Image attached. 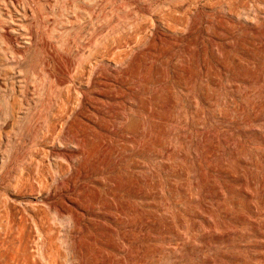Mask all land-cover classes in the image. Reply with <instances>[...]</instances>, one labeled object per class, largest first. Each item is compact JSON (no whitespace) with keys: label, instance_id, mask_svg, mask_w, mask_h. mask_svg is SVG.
Returning a JSON list of instances; mask_svg holds the SVG:
<instances>
[{"label":"rangeland","instance_id":"rangeland-1","mask_svg":"<svg viewBox=\"0 0 264 264\" xmlns=\"http://www.w3.org/2000/svg\"><path fill=\"white\" fill-rule=\"evenodd\" d=\"M0 264H264V0H0Z\"/></svg>","mask_w":264,"mask_h":264},{"label":"bare ground","instance_id":"bare-ground-1","mask_svg":"<svg viewBox=\"0 0 264 264\" xmlns=\"http://www.w3.org/2000/svg\"><path fill=\"white\" fill-rule=\"evenodd\" d=\"M135 1H136V0H135ZM246 3H247V2H246ZM16 10H17V9H16ZM22 10H23V9H22ZM18 11H19V10H18ZM16 12H17V11H16ZM23 13H24V12H23ZM17 15H18V14H17ZM19 15H21V14H19ZM166 16H168V15H166ZM169 16H170V15H169ZM15 17H17V16H15ZM19 17H20V16H19ZM22 18H23V17H22ZM169 18H171V16H170ZM169 18H168V19H169ZM19 19H20V18H17V20H19ZM23 19H24V18H23ZM163 20H164V19H163ZM166 20H167V19H166ZM16 23H18V21H17ZM18 24H19V23H18ZM17 26H18V25H17ZM7 29H8V28H7ZM6 31H7V30H6ZM7 34H8V33H7ZM130 38H131V37H129V39H130ZM132 38H134V37H132ZM129 39L127 38V41H128ZM125 40H126V38H125ZM130 40H131V39H130ZM12 41H13V40H12ZM132 41H133V39H132ZM130 42H131V41H130ZM116 43H117V42H116ZM124 43H126V42H124ZM127 43H129V41H128ZM127 43H126V44H127ZM116 45H117V44H116ZM116 45H115V46H116ZM112 46H114V45L112 44ZM115 46H114V48H115ZM123 46H124V44H123ZM123 46L121 45V47H123ZM109 47H111V46L109 45ZM117 47H119V46H117ZM114 48H112V49H114ZM107 49H109V48H107ZM110 49H111V48H110ZM118 49H119V48H118ZM105 50H106V49H105ZM112 51H113V50H112ZM119 51H120V50H119ZM103 52H104V51H103ZM107 52L109 53L108 50H107ZM107 52H106V53H107ZM126 52L128 53V51H126ZM126 52H125V53H126ZM100 53H101V52H100ZM106 53H105V54H106ZM110 53H111V50H110ZM114 53H115V52H114ZM116 53H117V52H116ZM111 54H112V53H111ZM111 54H110V55H111ZM101 55H102V54H101ZM106 55H107V54H106ZM113 55H114V54H113ZM116 55H117V54H116ZM118 55H119V54H118ZM120 55H122V54H120ZM98 56H100V55H98ZM128 56H129V55H128ZM105 57H106V56H105ZM107 57H108V56H107ZM112 57H113V56H112ZM115 57H116V56H115ZM115 57H114V58H115ZM121 57H123V56H121ZM125 57H126V56H125ZM130 58H131V57H130ZM112 59H113V58H112ZM118 59H119V58H118ZM118 59H117V57H116V60H118ZM114 60H115V59H114ZM116 60H115V61H116ZM119 60H120V59H119ZM125 60H126V59H125ZM127 61H128V60H127ZM127 61H126V62H127ZM126 62L124 63V62L122 61L123 64H126ZM139 62H140V61H139ZM115 63H116V62H115ZM118 64H119V61H118ZM128 64L130 65V61L128 62ZM132 64H133V63H132ZM139 64H142V63H139ZM120 66H122V65H121V61H120ZM123 66H124V65H123ZM130 66H132V65H130ZM133 66H134V65H133ZM136 66H137V65H136ZM136 66H135V67H136ZM92 67H94V66H92ZM92 67H89V70H90V68L92 69ZM95 67H96V66H95ZM95 67H94V68H95ZM135 67H134V68H135ZM137 67H138V66H137ZM140 67H141V66H140ZM94 68H93V69H94ZM101 68H102V66H101ZM65 69H66V68H65ZM67 69H68V67H67ZM105 69H106V68H105ZM109 69H110V68H109ZM129 69H130V68H129ZM135 69H136V68H135ZM139 69H141V68H139ZM98 70H99V69H98ZM110 70H111V69H110ZM127 70H128V69H127ZM136 70H138V69H136ZM66 71H67V70H66ZM99 71H100V70H99ZM101 71H102V70H101ZM104 71L106 72V70H104ZM104 71H103V72H104ZM108 71H109V70H108ZM121 71H122V70H121ZM130 71H133V72H134L133 69L130 70ZM76 72H77V70L75 71V73H76ZM82 72L84 73L83 70H82ZM96 72H97V71H96ZM105 72H104V74H105ZM115 72H116V70H115ZM122 72H123V71H122ZM127 72H128V71H127ZM136 72H137V71H136ZM139 72H140V71H139ZM89 73H90V72H89ZM92 73H93V72H92ZM92 73H91V75H92ZM110 73H111V71H110ZM110 73H109V74H110ZM117 73H118V72H117ZM130 73H132V72H130ZM130 73H129V74H130ZM78 74H79V72H78ZM84 74H85V73H84ZM101 74H103V73H101ZM124 74H125V73H124ZM136 74H137V73H136ZM122 75H123V74H121V76H122ZM131 75H133V74H131ZM134 75H135V73H134ZM83 76H84V75H83ZM97 76H100V75H97ZM107 76H108V75H107ZM112 76H113V75H112ZM117 76H118V74H117ZM123 76H124V75H123ZM138 76H139V75H138ZM138 76L136 75V77H138ZM141 76H142V75H141ZM88 77H89V74H88ZM91 77H94V76H91ZM104 77H105V76H104ZM113 77H114V76H113ZM125 77H126V76H124L123 78H125ZM134 77H135V76H134ZM105 78H107V77H105ZM120 78H121V77H120ZM130 78H131V77H130ZM139 78H141V77H139ZM91 79H92V78H91ZM115 79H118V78L116 77ZM121 79H122V78H121ZM121 79H120V80H121ZM131 79H133V78H131ZM131 79H129L130 82H131ZM57 80H58V79H57ZM93 80H94V79H93ZM105 80H106V79H105ZM112 80H114V79H112ZM122 80H123V79H122ZM129 80H128V81H129ZM59 81H60V80H59ZM88 81H90V80L88 79ZM107 81H108V80H107ZM115 81H116V80H115ZM126 81H127V80H126ZM126 81H125V84H126ZM128 81H127V82H128ZM132 81H133V80H132ZM60 82H62V81H60ZM97 82H98V81H97ZM100 82L103 83L102 81H99V83H100ZM109 82H110V81H109ZM118 82H119V81H118ZM139 82H140V81H139ZM144 82H145V81H144ZM90 83H91V82H90ZM107 83H108V82H107ZM107 83H104V84L106 85ZM115 83H116V82H115ZM128 83H129V82H128ZM132 83H133V82H132ZM142 83H143V82L141 81V84H140V85H142ZM111 84H112V83H111ZM113 84H114V83H113ZM113 84H112V85H113ZM118 84H120V83H118ZM90 85H91V84H90ZM109 85H110V84H109ZM143 85H144V83H143ZM143 85H142V86H143ZM117 86H118V85H117ZM119 86H120V85H119ZM129 86H130V84H129ZM134 86H136V85H134ZM94 87H95V86H94ZM99 87H100V86H99ZM99 87H98V88H99ZM109 87H110V86H109ZM126 87H127V86H126ZM131 87H132V86H131ZM101 88H102V87H101ZM110 88H111V87H110ZM112 88H113V87H112ZM114 88H115V86H114ZM116 88H117V87H116ZM116 88H115V89H116ZM134 88H135V87H134ZM141 88H142V87H140V90H141ZM91 89H92V88H91ZM104 89H105V88H104ZM107 89H108V88H107ZM107 89H106V90H107ZM124 89H125V88H124ZM129 89H130V88H129ZM92 90H95V89L93 88ZM101 90H102V89H100V92H101ZM112 90L114 91V89H112ZM112 90H110V92H111ZM116 90H117V89H116ZM103 91H104V90H103ZM108 91H109V90H107V93H108ZM117 91H118V90H117ZM123 91H126V90H123ZM133 91H134V90H133ZM143 91H144V90H143ZM143 91H141V92H143ZM94 92H95V91H94ZM118 92H119V91H118ZM120 92H122V88H121ZM127 92H128V91H127ZM137 92H138V91H137ZM98 93H99V92H98ZM123 93H124V92H123ZM130 93L132 94V92H130ZM102 94H103V93H102ZM114 94H115V93H114ZM82 95H83V94H82ZM105 95H106V93H105ZM122 95H123V94H122ZM122 95H121V96H122ZM88 96H89V94H88ZM110 96H111V95H110ZM114 96H115V95H114ZM123 96H124V95H123ZM137 96L139 97L138 94H137ZM137 96H136V97H137ZM83 97H84V96H83ZM118 97H119V96H118ZM108 98H109V97H108ZM91 99H92V98H91ZM94 99H95V98H94ZM126 99H127V98H126ZM130 99H131V98H130ZM132 99H133V98H132ZM135 99H136V98H135ZM139 100H140V99L138 98V101H139ZM144 100H145V99H144ZM112 101H113V100H112ZM92 102H94V101H92ZM99 102H100V101H99ZM101 102H102V101H101ZM103 102H104V101H103ZM110 102H111V100H110ZM115 102H116V101H115ZM115 102H114V103H115ZM123 102H124V101H123ZM133 102H134V99H133ZM95 103H97V102H95ZM105 103H106V102H105ZM105 103H102V104H105ZM118 103H119V101H118ZM135 103H136V100H135ZM109 104H110V103H109ZM109 104L107 103L108 106H110L112 103H111L110 105H109ZM116 104H117V103H116ZM120 104H122V102H120ZM123 104H124V103H123ZM126 104H127V103H126ZM136 104H137V103H136ZM136 104H135V105H136ZM105 105H106V104H105ZM112 105H113V104H112ZM119 106H120V105H119ZM119 106H118V107H119ZM121 107H122V106H121ZM138 107H139V106H138ZM101 108H102V107H101ZM110 108H111V106H110ZM113 108H114V106H113ZM125 108H126V106H124V109H125ZM120 109H121V108H120ZM120 109H119V110H120ZM122 109H123V108H122ZM131 109H132V108H131ZM67 110H68V108H67ZM113 110H114V109H113ZM115 110H116V109H115ZM133 110H134V109H133ZM110 111H111V110H110ZM110 111H109V112H110ZM124 111H125V110H123V112H124ZM129 111H130V109H129ZM135 112H136V111H135ZM135 112H134V113H135ZM138 112H139V111L137 110V113H138ZM57 113H58V112H57ZM60 113H61V112H60ZM66 113H67V112H66ZM111 113H112V112H111ZM115 113H116V112H115ZM124 113H125V112H124ZM137 113H136V114H137ZM63 114H64V113H63ZM84 114H85V113H84ZM104 114H105V113H104ZM118 114H119V113H118ZM121 114H122V112H121ZM121 114H120V115H121ZM65 115H66V114H65ZM88 115H89V114H88ZM111 115L113 116V114H111ZM63 116H64V115H63ZM90 116H91V115H90ZM95 116L98 117V115H95ZM114 116H115V115H114ZM123 116H124V115H123ZM125 116H126V115H125ZM60 117H61V116H60ZM88 117H89V116H88ZM91 118H92V117H91ZM94 118H95V117H94ZM62 119H63V118H62ZM88 119H89V118H88ZM96 119H97V118H96ZM127 119H128V118H127ZM91 120H92V119H91ZM99 120H100V119H99ZM103 120H104V119H103ZM103 120H102V121H103ZM118 120H119V119H118ZM118 120H117V122H118ZM124 120H125V118H124ZM124 120H123V122H124ZM133 120H135V118H134ZM133 120H132V121H133ZM79 121H80V120H79ZM104 121H105V120H104ZM106 121H107V124H108V120H106ZM115 121H116V120H115ZM135 121H136V120H135ZM139 121H140V120H139ZM139 121H138V122H139ZM120 122H121V120H120ZM126 122H127V120H126ZM136 122H137V121H136ZM138 122H137V124H138ZM81 123H82V122H81ZM84 123H85V122H84ZM105 123H106V122H105ZM113 123H114V122H113ZM128 123H129V121H128ZM131 123H132V122L130 121V124H131ZM111 124H112V123H111ZM114 124H116V122H115ZM124 124H125V122H124ZM133 124H134V123H133ZM102 125H103V124H102ZM105 125H106V124H105ZM116 125H118V124H116ZM116 125H115V126H116ZM121 125H122V124H121ZM126 125H129V124H126ZM126 125H125V126H126ZM134 125H135V124H134ZM139 125H140V124H139ZM83 126H84V125H83ZM94 126H95V125H94ZM106 126H107V125H106ZM125 126H124V127H125ZM130 126H131V125H130ZM84 127H85V126H84ZM108 127H109V126H108ZM108 127H106V128H108ZM124 127H123V129H125ZM132 127H133V126H131V128H132ZM69 128H70V126H69ZM75 128H76V127H75ZM93 128H94V127H93ZM137 128H138V127H137ZM139 128H140V127H139ZM70 129H71V128H70ZM70 129H69V130H70ZM73 129H74V128H73ZM90 129H92V128L90 127ZM95 129H96V128H95ZM111 129H112V128H111ZM111 129H110V130H111ZM118 129H119V128H118ZM135 129H136V128H135ZM76 130H77V129H76ZM79 130H80V129H79ZM83 130H84V129H83ZM110 130H109V131H110ZM129 130H130V129H129ZM140 130H141V129H140ZM70 131L73 132V130H70ZM70 131H69V132H70ZM111 131H112V130H111ZM113 131H114V130H113ZM138 131H139V130H138ZM78 132H79V131H78ZM88 132H89V131H88ZM91 132H92V131H91ZM114 132H117V131H114ZM134 132H135V130H134ZM70 133H71V132H70ZM86 133H87V132H86ZM99 133H100V132H99ZM118 133H119V132H118ZM77 134H78V133H77ZM92 134H93V133H92ZM103 134H104V133H103ZM103 134H102V135H103ZM85 135H87V134H85ZM88 135H89V134H88ZM88 135H87V136H88ZM104 135H105V134H104ZM97 136H99V135H97ZM105 136H106V135H105ZM105 136H104V137H105ZM111 136H113V135L111 134ZM111 136H110V137H111ZM121 136H122V135H121ZM88 137H89V136H88ZM110 137H109V138H110ZM87 139H88V138H87ZM89 139H90V138H89ZM100 139H101V137H100ZM90 140H91V139H90ZM109 140H110V139H109ZM119 141H120V140H119ZM122 141H123V140H122ZM135 141H136V140H135ZM101 142H102V141H101ZM128 142H129V141H128ZM100 144H101V143H100ZM104 144H105V143H104ZM105 146H108V145H105Z\"/></svg>","mask_w":264,"mask_h":264}]
</instances>
